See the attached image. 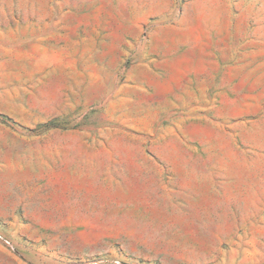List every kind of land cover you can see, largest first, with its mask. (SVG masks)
<instances>
[{
    "label": "rangeland",
    "instance_id": "obj_1",
    "mask_svg": "<svg viewBox=\"0 0 264 264\" xmlns=\"http://www.w3.org/2000/svg\"><path fill=\"white\" fill-rule=\"evenodd\" d=\"M0 264H264V0H0Z\"/></svg>",
    "mask_w": 264,
    "mask_h": 264
},
{
    "label": "trees",
    "instance_id": "obj_2",
    "mask_svg": "<svg viewBox=\"0 0 264 264\" xmlns=\"http://www.w3.org/2000/svg\"><path fill=\"white\" fill-rule=\"evenodd\" d=\"M58 126L59 125H58L57 121H53V122L48 123L45 127L47 129H52V128H57Z\"/></svg>",
    "mask_w": 264,
    "mask_h": 264
}]
</instances>
